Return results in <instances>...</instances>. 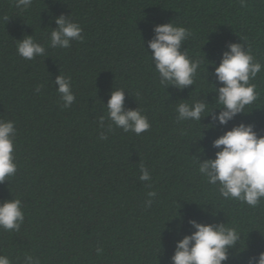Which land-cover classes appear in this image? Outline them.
I'll return each instance as SVG.
<instances>
[{"label": "trees", "instance_id": "1", "mask_svg": "<svg viewBox=\"0 0 264 264\" xmlns=\"http://www.w3.org/2000/svg\"><path fill=\"white\" fill-rule=\"evenodd\" d=\"M60 15L80 25L82 41L49 46ZM169 22L190 33L181 51L201 60L194 85L180 91L160 83L147 48L153 25ZM25 35L45 55L20 57L16 40ZM229 43H241L264 66V0L243 7L241 0H32L27 9L0 0V120L17 130V171L0 183V202L18 198L24 213L19 231L0 228V255L11 264L26 255L40 264H172L176 242L194 231L189 219L240 233L224 264H248L264 251V199L250 207L222 198L197 163L214 158L212 140L236 124L264 135V67L250 81L256 101L227 125L208 129L207 116L176 119L181 102L204 99L219 111L220 85L211 73ZM57 75L71 79L75 101L68 108L52 83ZM116 89L150 128L136 135L113 125L101 140L111 121L101 128L98 119ZM141 163L147 182L139 180ZM150 191L156 195L145 207Z\"/></svg>", "mask_w": 264, "mask_h": 264}, {"label": "clouds", "instance_id": "2", "mask_svg": "<svg viewBox=\"0 0 264 264\" xmlns=\"http://www.w3.org/2000/svg\"><path fill=\"white\" fill-rule=\"evenodd\" d=\"M32 0H15V6L27 9ZM245 6V0H241ZM56 28L52 29L49 46L52 48H68L72 41H82V29L68 16L60 15L55 18ZM153 36L147 41V48L151 50V60L154 69L159 74V81L168 87L171 85L177 91L194 85V77L201 66V60L189 59L181 46L189 36V32L182 26L173 23L154 24ZM17 54L27 60L45 55V47L34 41L32 35H25L16 40ZM205 60V56H204ZM215 62L207 61L208 65ZM260 62L256 61L250 49L243 48L241 43H229L227 51L221 55L218 65L213 67L212 75L220 85L214 88L216 92L214 107L219 111L213 113V108L204 100H196L192 104L181 102L176 106L177 121H197L203 117H210L206 128L211 129L219 125H227L238 114L245 113V107L256 101L258 93L256 84L250 83L262 70ZM60 95L62 106L70 107L75 101L71 89V79L57 75L52 82ZM37 86L36 91L39 92ZM125 90H112L107 100L106 117L101 115L98 124L105 128V118L111 123L100 133V139L108 138L113 125L124 132L139 135L150 128L147 117L139 108L126 109L124 107ZM184 101V100H181ZM215 122V123H213ZM17 134L13 121L0 120V183L7 177L15 175L17 166L14 156V139ZM202 138V136H201ZM211 146L217 149L214 158L198 161V171L207 182L218 186L220 196L225 199H235L256 207L264 199V135H259L252 124L243 122L234 125L222 135L213 139ZM203 150L198 148L197 152ZM139 180L147 182L151 179L149 170L144 164L139 167ZM156 193H147L145 207H150L152 197ZM24 221L22 202L20 199H10L0 202V228L17 232ZM188 224L194 231L184 235L175 244L172 264H224L229 259V249L234 248L240 241V233L226 223L202 224L189 219ZM97 254L102 249H96ZM0 264H11L8 257L0 255ZM23 264H40L38 258L26 255ZM248 264H264V251L249 257Z\"/></svg>", "mask_w": 264, "mask_h": 264}]
</instances>
